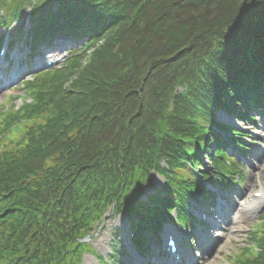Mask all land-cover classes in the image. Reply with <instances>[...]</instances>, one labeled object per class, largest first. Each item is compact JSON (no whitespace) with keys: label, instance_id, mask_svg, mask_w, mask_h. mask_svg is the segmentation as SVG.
<instances>
[{"label":"trees","instance_id":"trees-1","mask_svg":"<svg viewBox=\"0 0 264 264\" xmlns=\"http://www.w3.org/2000/svg\"><path fill=\"white\" fill-rule=\"evenodd\" d=\"M9 1L0 0V7L15 12ZM37 1L35 18L43 35L90 36L86 53L93 52L88 62L87 54L73 57L70 68L38 76L28 93L34 98L40 81L39 94L2 120L0 264H81L85 247L78 239L115 198L121 196L120 206L128 204L153 169L164 173L170 186L164 202L158 197L152 202L168 209L193 197L192 191H206L192 171L200 163L196 150L216 147L210 159L226 185L222 174L232 169L219 158L226 155L217 148L223 139L211 126L236 134L231 141L240 148L245 134L219 116L247 118L250 104H264V70L258 78L253 64L264 65V0H128L117 16L113 0L97 5L59 0L55 11V0ZM93 14L98 27L87 23ZM53 19H60L58 26L43 31ZM207 51L219 52L210 60L213 70L204 62ZM187 80L201 83L185 92ZM145 212L154 209L139 208L142 225L154 231L157 225ZM156 214L166 220L160 209ZM261 217L254 238L260 250L251 254L252 264H264Z\"/></svg>","mask_w":264,"mask_h":264},{"label":"rangeland","instance_id":"rangeland-1","mask_svg":"<svg viewBox=\"0 0 264 264\" xmlns=\"http://www.w3.org/2000/svg\"><path fill=\"white\" fill-rule=\"evenodd\" d=\"M26 11L27 12H26L25 18H23L21 21H17V20L15 21V24H14L15 30L19 29V27H21L23 23L26 24V26L24 25V28L29 27L30 25L29 15H30L31 10L30 8H28L26 9ZM180 17L181 16H177L178 23L180 22ZM0 34L8 36L9 34L8 28L0 27ZM72 35H75V37L78 38L76 43L74 42L76 39L75 37H69ZM69 36H67V42L70 43V47L74 45L79 46L78 48H75L78 50L75 58H81L85 54H87V56L84 57V62H88L90 55L93 52V48L89 50L87 53L86 51H87V48L89 47L88 45L92 44L93 39L90 36L89 38L87 36H81V34H70ZM66 52L68 51H65V53ZM10 56L8 59H10ZM59 57L56 56L52 60V62H56L57 64L51 67L48 66L49 59L45 57H41V61L44 60L42 61V65L44 69L42 71L37 70L36 72H32V70H34L33 68L32 70L31 69L29 70L26 66H23L21 64L20 66L19 65L14 66L13 68L15 72L21 75V77L18 78L19 79L18 81L32 79L31 77L32 75L36 76L39 74L38 76L40 75L45 76L47 75L46 73L49 72L47 70L52 67H55L52 71H56V72H60V71H63L71 67L70 61L66 62V60L68 59L67 57H63L61 58V60H57V58ZM75 60L76 59L73 58L71 60V64ZM62 65H65V68H59ZM40 72H45V73H40ZM51 76L52 75H50L49 77L51 78ZM40 85H41V82L37 81L36 86L40 87ZM39 87L38 89H35L33 91L34 98L41 91ZM31 88H34V85L31 84ZM30 98H32V95L30 97V93H28L27 88L24 84H20L17 89H12L8 85H5L4 91L2 92L0 96V125L3 121H6L8 118L13 117L14 114L19 112L20 109L24 107L23 106L24 104L30 103L34 100V98H32V101H30ZM254 110L255 111L253 113L256 114L258 109H254ZM259 114L260 113H257L258 117H259ZM261 114L264 116V113H261ZM229 119L231 121L230 122L231 124L249 131L250 136L253 135L251 138L250 137L248 138V136L243 137V140L248 145L246 147L249 150L250 154H247L248 156L243 158L242 156L236 153L238 157L244 159L243 160L244 163L239 164L240 171H241V177L239 178V183L236 186H234L232 189H228L229 191L226 188H223L219 184L216 183L220 190H218V188L216 189L220 191L222 195L225 196L222 204L224 205L225 208L226 207L228 208V218L231 219L232 215L234 216L233 213L235 212V210L239 209L240 218L236 222L232 221V219L229 222L231 223L232 227H235L236 233L232 235L230 234L226 235V237L221 241L220 243L221 245L217 246L220 240L216 238L214 239V237H216L215 230L219 229L221 232H223L224 227L227 224L221 225V227L218 226L215 230L211 229L210 231L208 229L206 231L208 232L207 233L208 237L206 238L207 240H205L204 242L205 247L201 248L199 247L197 243V239H198V235L202 233L199 232L198 228L191 227L192 226L191 223H189L190 226H186L189 228H184L183 226H180L179 223H181V220L175 218L177 217V213H175V217L172 215L166 219L167 223H165L164 226L154 227V231L151 234H148V232H145V233L143 232L142 236L143 237L147 236L146 237L147 239H150V238H152L153 240L159 239L157 240L159 241V243H157L156 245L151 244L152 254L147 256V258H144L143 257L144 255H142L140 251L138 250L136 251L130 245L129 235L127 233L128 222L125 220V222L121 224L118 221L119 217L115 216L109 211L108 213L110 214H108V218L105 220L104 227L100 229L99 234L97 236L91 237V241H90L91 246L94 247L98 252L102 253L104 257H107V255H112L113 252H114L113 255L115 256V253H116L117 258H112V259L109 258L110 260L109 264H160L159 261L162 257H165L166 259L167 258L170 259L171 257L169 255H166L163 251L160 250L161 246H163V248L168 247V245L164 242V240L162 241L163 237H165L163 235L167 227L172 228L173 231L178 234L180 239L183 241V245L186 249V252L189 254L188 258L195 260L194 264H252V257H253L252 255H254L256 252L251 249L254 246L253 243L257 244L256 242H254L256 241L254 238L256 237L258 233V228H260L259 226L262 223L261 214L264 211V204L263 206L257 208L256 210L252 212H249V211L245 212L246 211L245 205H247V202L252 201L253 197L255 196L254 192L256 191L260 192L261 190H263V187H264V171L261 173V169L264 167V135L261 134V131H263L264 129L262 128L263 127L262 121L264 120L259 119V121L257 120L258 123L251 124L249 122H242L236 117H232ZM6 133L7 135L8 134L10 135L11 132L6 131L5 134ZM4 136L5 135H3L1 141L4 140ZM14 136L17 137L19 136V134L17 133ZM253 138H255L256 141H254ZM8 140H9V137H7L5 141H8ZM211 147H212V150L209 154H211L212 156L215 150V147L213 146ZM232 149L235 152V149L233 147ZM206 156L207 154H204L203 159H202V165L200 166L201 167L200 172L202 173L205 172L206 174H209V176L213 180L216 181L218 178L215 172L216 164L215 162H210V158H207ZM159 183L161 185L163 184V177L156 176V184L159 185ZM143 188L145 190V187ZM149 192L150 190H148L147 194H145L144 196L146 200L148 198ZM151 193H154V192L151 191ZM139 194L140 192H138L135 197H137ZM214 194H215V197L218 195V193H214ZM116 199H121V196L115 198L111 204L114 205ZM187 199H190V201H193L189 197H187ZM175 200L177 201L178 198H175ZM232 202L235 204L234 207H232V204H233ZM116 203H119V202H116ZM186 203L190 205L189 208L191 209V212L193 213L198 212V211L200 212L202 210L200 208V205H201L200 202L196 204L195 200L193 202H189L187 200ZM186 203H184L183 205L180 204L179 206L182 209H184L186 208ZM211 204H212L211 202L206 204V210H207V213L208 211L210 212L209 214L210 218L213 220H215L216 218V221L222 222V219H220L219 215L214 214L217 208L214 207L215 206L214 204H212V206ZM106 211H108V209ZM191 212H190V215H191ZM189 219H190V216H189ZM190 228H193V230ZM105 232L106 233L109 232L111 234V237L107 238L105 236ZM217 235L219 236V234ZM100 237H106L107 247L103 245L100 246L97 243V241L100 240ZM209 247L211 250L215 249L214 251H212V254H210L207 250L209 249ZM192 248H194V251H192ZM204 251L206 253H203ZM158 253H159V258L158 259L154 258L155 255L158 256ZM96 255L99 256V260H100L99 262L101 263L102 257L99 254H96ZM99 262L95 257H92L91 255L86 257L84 260V264H100Z\"/></svg>","mask_w":264,"mask_h":264},{"label":"bare ground","instance_id":"bare-ground-1","mask_svg":"<svg viewBox=\"0 0 264 264\" xmlns=\"http://www.w3.org/2000/svg\"><path fill=\"white\" fill-rule=\"evenodd\" d=\"M47 1L50 2L49 0H47ZM55 1H57L60 4V1L59 0H55ZM73 1L74 0H72L71 2H73ZM127 1L128 0H120V1L119 0H113V2H114V4H113V10H114V14L116 16L123 10L121 8V3H124V2H127ZM9 2H10V5H11L12 9L15 10V12H16L15 19L17 21H21L23 18L26 17V12H27L26 9L32 7L36 3V0H24L23 2H17V3H22L21 6H19V5L16 4V0H12V1H9ZM85 2H87V3L90 2L92 5H97L98 3H100L99 0H85ZM111 2H112V0H111ZM61 3H63V0L61 1ZM51 7L53 9H55V6L54 5H51ZM44 12H46V10H43V13ZM29 19H30L29 22L35 20V12L33 10H31V12H30ZM59 20L60 19H58L56 21V20L53 19L52 21H50L49 23H47L44 26L43 31H47L49 29H54L55 27H57L58 24L60 23ZM98 20H99V17L98 16H95L93 14V17L87 23L91 24L93 27H98L99 26ZM24 29H25V31H24ZM24 29H20V27H19V29H17V30H15V29H11L10 30V33L11 34H9V40H8V42H10L11 45L9 46V51L7 53H4L5 56H2L1 57L0 65H2L1 63L5 60V57L6 58H9L10 55H11L10 56V59H7V60L13 61V62H10L11 64L15 62V65H18L20 63V60L19 59L22 58V56H21L22 52L25 54L28 50H30L32 48V46L30 45L31 42L33 41L32 35L34 33L33 32L32 24L29 27L24 28ZM262 36L264 37V32H262ZM15 38H18L19 41H20V43L22 44L20 47H18V42H17V39H15ZM10 39H11V41H10ZM215 50H217V49H215ZM208 53H210V54L208 55V57L206 59L207 61H204V62L208 63L209 66H213L212 68H208L210 70H213L215 64L211 63L210 60L217 53H219V52H213V53H211V52L207 51L206 54H208ZM27 55L32 56V53L29 51V52H27ZM249 58H250V61H251V59H253V52H252L251 55H249ZM253 64H254L255 70L257 71L256 72L257 77L260 78V74L263 73V71L261 70V67L264 70V65L260 66L259 64H255V63H253ZM208 69L206 67H204V70L205 71H207ZM246 81L248 82L249 79H246ZM5 83H7V82H5ZM187 83H189V84H186V91L185 92H188L189 91V85L190 84H192V83H201V82L200 81H194V80H190V81L187 80ZM242 85L244 86L245 84L242 83ZM177 89H181V91H183L184 88L178 86ZM1 93H2V90H0V96H1ZM193 93L195 94V90L193 91ZM159 97H160V95H157V98H159ZM238 105L240 107H242V104H238ZM169 110H171V108ZM250 111H252V109ZM256 123H258V122H256ZM262 126H263L262 128H264V123H263ZM211 130L213 131L214 129L211 128ZM225 134H228V132H226ZM261 134L264 135V129H263V131H261ZM263 171H264V167L261 169V173ZM263 191H264V187H263ZM256 192H258V191H256ZM256 192H254V193H256ZM221 194H220L221 197L218 196L214 200L213 203L216 202V204H217V205L215 204V206L217 207L216 215H218V213L221 211L223 213L222 214L223 217L226 220V218L228 219V209L225 208L224 205L222 204V201L224 200L225 196L224 195H221ZM263 204H264V195H263L262 198L253 197L252 201L249 202V203H247V205L245 206V210H246L245 212H247V211L252 212V211L256 210L257 208L263 206ZM234 205L235 204L233 203L232 206L234 207ZM122 221L124 222V220H122ZM230 229L231 230L229 231V234L236 233L235 227H233V228L230 227ZM169 232L172 233V230L169 229L168 230V233ZM105 235L108 238L109 232H107V234H105ZM109 236H111V235H109ZM98 244L100 246L103 245V246L107 247L106 246L107 245V239L104 238V237H102L100 239V241L98 242ZM198 245L200 247V245H202V242L200 241Z\"/></svg>","mask_w":264,"mask_h":264}]
</instances>
